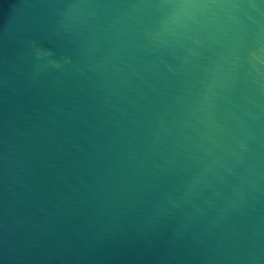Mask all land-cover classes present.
<instances>
[{
    "label": "water",
    "instance_id": "water-1",
    "mask_svg": "<svg viewBox=\"0 0 264 264\" xmlns=\"http://www.w3.org/2000/svg\"><path fill=\"white\" fill-rule=\"evenodd\" d=\"M0 264H264V0H0Z\"/></svg>",
    "mask_w": 264,
    "mask_h": 264
}]
</instances>
